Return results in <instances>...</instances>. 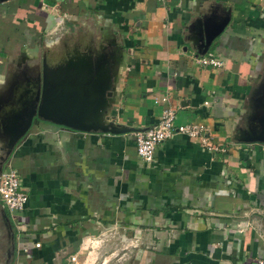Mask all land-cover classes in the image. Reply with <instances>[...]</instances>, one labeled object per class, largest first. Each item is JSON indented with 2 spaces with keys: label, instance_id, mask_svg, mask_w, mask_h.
I'll use <instances>...</instances> for the list:
<instances>
[{
  "label": "crops",
  "instance_id": "0c3cea01",
  "mask_svg": "<svg viewBox=\"0 0 264 264\" xmlns=\"http://www.w3.org/2000/svg\"><path fill=\"white\" fill-rule=\"evenodd\" d=\"M225 19L206 49L223 65L197 63ZM87 58L100 60L109 92L99 120L125 131L36 120L2 161L20 87L42 67L51 81L83 72ZM254 94L264 97V0H0V170L14 169L27 195L21 210L0 201V264H71L72 254L98 264L120 244L112 264L264 259V144L241 138ZM164 106L223 151L175 134L141 160L132 132ZM100 234L99 252L80 250Z\"/></svg>",
  "mask_w": 264,
  "mask_h": 264
},
{
  "label": "water",
  "instance_id": "95a60500",
  "mask_svg": "<svg viewBox=\"0 0 264 264\" xmlns=\"http://www.w3.org/2000/svg\"><path fill=\"white\" fill-rule=\"evenodd\" d=\"M226 19L211 27L206 36L203 53L212 39L225 26ZM83 72H71L64 77L55 75L51 81L42 67L40 76L26 81L15 99V108L6 119L3 130L6 134L2 161L9 155L15 143L22 138L36 120L49 121L68 129L84 132L119 133L125 131L112 122L101 123L99 108L104 102L105 76L99 72L100 60L84 59ZM93 67L92 69L90 67ZM260 99V100H259ZM264 97L253 99V117L242 133V140L264 144ZM10 111V110H9ZM9 114V112H8ZM255 124V125H254ZM1 171V170H0Z\"/></svg>",
  "mask_w": 264,
  "mask_h": 264
},
{
  "label": "built area",
  "instance_id": "2783aa9c",
  "mask_svg": "<svg viewBox=\"0 0 264 264\" xmlns=\"http://www.w3.org/2000/svg\"><path fill=\"white\" fill-rule=\"evenodd\" d=\"M41 5L44 6L45 0H39ZM161 1V0H154ZM195 61L203 66L221 67L222 60L216 56L214 52L206 51L201 55L195 56ZM165 97L154 98L153 101H165ZM175 134H181L187 138L197 140L207 150L217 151L220 149L216 145L207 142L206 127L199 123H175V115L173 110L164 106L158 116L156 122L151 126L137 129L132 132L134 139V148L136 155L143 161L148 162L152 159L155 146ZM27 195L20 186L17 174L14 169L0 171V201L9 210H21L26 202ZM104 237L100 234L98 239L93 237L83 238L80 250L89 253L93 248L99 246ZM98 244V246H97ZM36 246L38 244H35ZM77 260V256L72 254L68 257V261L73 264ZM108 259L102 257L98 264H106ZM84 264H90L89 259L85 255ZM112 264V263H111ZM254 264H264L263 258H257Z\"/></svg>",
  "mask_w": 264,
  "mask_h": 264
},
{
  "label": "rangeland",
  "instance_id": "374dc122",
  "mask_svg": "<svg viewBox=\"0 0 264 264\" xmlns=\"http://www.w3.org/2000/svg\"><path fill=\"white\" fill-rule=\"evenodd\" d=\"M254 93H255V91H254ZM254 96V97H253ZM252 97V100L254 99V98H258V96L256 95V94H254ZM260 100V99H259ZM250 102H251V98H250ZM264 102V101H263ZM248 110H249V113L247 114L248 115V118L250 119V118H252L253 117V114H256L255 112H254V107L251 105V107L250 106H248ZM258 114V113H257ZM247 118V119H248ZM254 118V117H253ZM250 122V121H249ZM255 125V124H254ZM93 250H95V251H98V250H96L95 248L93 249ZM99 252V251H98ZM113 252H114V254H113ZM124 252H125V248H123V246L120 244V245H118V246H116V248H114V249H111L110 251H108V252H104L103 254H101V256L99 255V256H95L94 254V260H95V262H97L98 260L100 261L101 260V258L104 256V257H106L107 259H108V261H107V263L106 264H110L111 262H113V263H116V262H118L119 260H121L122 259V257H123V254H124ZM112 253V254H111ZM98 261V262H99Z\"/></svg>",
  "mask_w": 264,
  "mask_h": 264
}]
</instances>
